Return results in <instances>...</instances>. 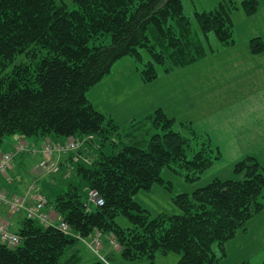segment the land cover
<instances>
[{
  "label": "trees",
  "instance_id": "1",
  "mask_svg": "<svg viewBox=\"0 0 264 264\" xmlns=\"http://www.w3.org/2000/svg\"><path fill=\"white\" fill-rule=\"evenodd\" d=\"M73 1L74 9L55 0H0V153L6 138L15 135L37 141L83 138V158L67 155L42 187L49 205L74 232L83 238L114 234L121 258L130 264H157L159 254L171 253L179 255V264L219 263L227 257V244L264 212V162L245 156L233 166L236 178H216L192 194H176L181 214L153 217L136 195L157 183L171 190L164 169L198 182L222 160L220 148L192 123H183L186 135L176 131L175 119L161 108L131 122L129 135L140 133V140L128 144L115 120L88 99L127 56L141 62L142 52L148 53L141 77L151 83L160 69L169 74L207 55L183 0ZM261 2L242 0L241 6L253 17ZM237 8L233 1L222 2L196 13L207 41L214 33L222 48L237 45L232 19ZM250 50L264 54V37L252 38ZM21 55L28 64L10 69ZM91 190L105 205L87 212ZM121 216L131 226L119 225ZM16 234L19 246L0 242V264L80 263L79 240L56 227L26 216Z\"/></svg>",
  "mask_w": 264,
  "mask_h": 264
},
{
  "label": "rangeland",
  "instance_id": "2",
  "mask_svg": "<svg viewBox=\"0 0 264 264\" xmlns=\"http://www.w3.org/2000/svg\"><path fill=\"white\" fill-rule=\"evenodd\" d=\"M58 4H65L70 9H74V1L73 0H55ZM233 1L237 5V9L232 13V19L234 23L235 29V39L237 45V50L244 51L249 48V40L254 37L264 36V10L260 11L253 17H249L245 14L243 7L241 6L242 0H183L184 11L185 14L191 19L193 23V31L197 36H199L204 43V47L209 49V45L213 48H220L221 44L219 43L216 35L214 33H210L209 41L203 36L199 29V25L196 21L195 15L197 12L201 13L204 11H211L216 8L220 3L225 2L229 3ZM264 1V0H263ZM262 1V3H263ZM262 5V4H261ZM111 40L107 39L106 44H110ZM206 51L208 54L210 51ZM224 51V50H223ZM233 53V50H226L221 53V61L225 62L228 55ZM143 61L138 62L135 58L131 56H127L119 61H117L112 69L110 75H108L105 80L90 92H88V97L93 98V102L97 109L101 110L105 114H109L110 112L115 115L116 123L121 127V132L123 136V140L126 143L134 144L138 140H140V133L136 135H129V131L127 130L131 122L137 118H142L145 115H148L149 110H157L160 108H164L167 112V115L170 118H178L175 124V130L181 132L186 135L188 132L184 128L181 123L183 119L191 118L195 113L189 110L190 105H195L194 108L198 106V99L203 94H207L211 92L203 88L201 84L202 72L201 67L198 65L196 67L183 70L178 74H174L172 76L166 78H157L151 83H144L141 77V71L145 68L147 62L150 61V56L144 50L142 52ZM236 61V59H235ZM171 61L169 60L167 64L169 65ZM27 65L28 59L25 55L18 56L14 61V64L10 67L13 68L15 65ZM9 69V70H10ZM234 68H224L221 70L223 77H225V72H231ZM160 69V74L163 75ZM260 80V79H258ZM230 83H228L229 85ZM260 82L258 83L259 86ZM254 88L255 84L252 83H244V86L250 88V86ZM251 87V88H252ZM239 93H233L229 96H226V100H222L215 109L224 111L227 107L224 105L229 103V100L232 98H236ZM96 95V98L94 96ZM161 95V101L156 103L158 100L155 99ZM147 97V98H146ZM149 97V98H148ZM175 97L179 102H175L173 100ZM150 103L146 106V109H140L138 103L140 99H145ZM248 94L241 93L237 100H233L234 102H238V104H246L248 103ZM221 106H224L223 109ZM141 110V111H140ZM151 111V112H153ZM180 112V113H179ZM107 114V116H108ZM143 114V115H142ZM114 118V117H113ZM135 118V119H134ZM202 132V131H200ZM204 133V132H203ZM135 137V138H132ZM22 138L19 135L7 137L5 140V146L10 144L11 146H16L12 150H7L3 152H14L16 148L21 146H26L33 148L36 145L31 146L26 141L21 142ZM28 139V138H24ZM83 141L82 139H79ZM71 141V140H70ZM67 143V142H65ZM214 143V142H213ZM46 144H54L51 142H43L42 145L37 148L39 151L43 149V146ZM216 145V143H214ZM217 146V145H216ZM232 149L228 148H220L222 155L226 162L216 164L211 170H209L205 175L202 176L201 180L195 183H189L185 180L184 176L177 174L171 169H164L162 172V177L165 181L172 184V189L169 190L167 187L161 184H155L150 190H142L139 192L135 199L145 208L147 209L153 217L158 216L160 214L166 215H175L181 214L180 208L176 205L174 201V195L188 193L192 194L197 188L203 187L209 184L212 180L218 178L222 180H229L236 178L233 173V162L235 160H241L247 155H252L257 152V154H262L260 158L261 161L264 162V149H241L240 155L234 156L231 154ZM229 151V153H228ZM18 156V155H17ZM16 156V158H17ZM15 158V159H16ZM41 159V157H40ZM27 169L23 170L22 178L19 181H13L16 187V192L9 191L6 189H1L5 193L10 194L11 197L18 194V196L24 197L27 194L31 193V189L34 187L40 192H43V188L41 187V182L46 179V181H50L53 177L45 174L41 170L38 169V165L40 163L39 157L34 156L32 159L28 160ZM18 169V167H17ZM12 170V169H11ZM10 170V171H11ZM19 170V169H18ZM13 170L11 171V173ZM6 176V175H4ZM41 182L39 183V181ZM11 182V184H13ZM38 188H41L38 189ZM35 191V190H34ZM45 193V191H44ZM264 195V194H263ZM264 200V199H263ZM7 207L10 214H12L10 208L6 205H1V207ZM16 219L14 223L16 225L9 228L12 233L18 229V225L26 218V213L23 211L16 215ZM118 223L122 227L126 228L131 226L130 220L127 217L121 216L118 218ZM18 224V225H17ZM247 235L238 234L239 238L236 240H231L226 247L227 258L223 260L220 264H241L243 262H249V264H262L264 262V212L253 219L247 225ZM261 232L260 234L258 233ZM74 236L79 240L78 246L80 249L82 248L83 255L85 258H93L96 260H101L100 257L104 259L109 257L113 252L118 257L121 256V246L117 241V238L114 234H103L101 238L102 245L100 246L99 255L95 254L88 246V242L94 241V235L83 238L79 237V234L73 231ZM96 234V233H95ZM262 234V235H261ZM242 235V236H241ZM257 236L256 243H254V237ZM237 237V236H236ZM253 237V238H252ZM252 238V239H251ZM251 239V240H250ZM260 241V245H257ZM83 245V246H82ZM215 244L214 247H216ZM104 247L106 250L104 251ZM244 247L243 251L242 248ZM249 248V250H247ZM256 248V249H255ZM242 251V252H241ZM81 255V251L79 252ZM116 260V259H115ZM88 260L80 262L79 264H87ZM94 263V262H93ZM114 261L109 259L106 264H113ZM136 263V264H141ZM157 264H179V255L176 253H171L169 255L159 254L156 259ZM89 264V263H88ZM147 264V262H146ZM218 264V263H217Z\"/></svg>",
  "mask_w": 264,
  "mask_h": 264
},
{
  "label": "crops",
  "instance_id": "3",
  "mask_svg": "<svg viewBox=\"0 0 264 264\" xmlns=\"http://www.w3.org/2000/svg\"><path fill=\"white\" fill-rule=\"evenodd\" d=\"M261 4H262L261 11H262L264 10V1L263 3L261 2ZM250 40H249V48L247 47V49L244 51L237 50V47L239 45H235L230 48H222V47L218 49L214 48L215 50L214 52H209L203 59L193 64H190L186 67L177 68L169 74L163 73V75H159V78H166L174 74H178L183 70L196 67L198 65L201 67V72H202L201 84L203 88H205L208 91L211 90V92H208L207 94H203L201 95V97H199L197 108H194L195 105L189 106V110L194 112L195 114L191 116V118L183 119L181 123L182 124L192 123L197 133L209 134L213 142L216 143L217 147L232 149L231 150L232 153L230 154L229 151L228 153L229 155H234V156L240 155L241 149H264V54L259 56H254L250 50ZM226 50H233V53H230L226 61L223 62L221 61L222 58L220 56L221 53L225 52ZM230 67L234 69L231 72H225L226 76L223 77L221 70ZM259 82L260 84L258 86ZM228 83L230 84L228 85ZM244 83L247 84L252 83L255 84V86L253 88L251 85L250 88H247L244 86ZM233 93L248 94V99H247L248 103L242 105V104H238V102H234L239 97L238 94L236 98H233V96H231L232 98L229 100V103L224 105L225 107H227L224 111L215 109V107H217L222 100L228 99L226 98L228 94L230 96ZM94 98H96V95L94 96ZM146 98L139 100L138 105L140 109H146V106L150 104L146 100ZM88 99L95 106L93 102V98L91 99L90 97H88ZM156 100L158 101L156 102ZM173 100L176 103L179 102L175 97H173ZM160 101H161V95H159L155 99L156 103ZM224 106H221V108L223 109ZM161 109H163L164 112L167 114L166 110L163 107ZM151 111L153 110H149L147 113L150 114L152 113ZM108 116L112 118L114 117L113 119L116 120L113 112L112 113L110 112ZM174 119L176 122L178 121L177 120L178 118L174 117ZM71 139L73 138L59 139V138L51 137V138H47L44 141L41 140L37 141L34 138H29V139L22 138L21 142L26 141L31 146L36 145L37 148H39L42 145V143L45 141L53 142V143H64ZM14 147L11 146L10 144H7L0 153V156L6 153L3 152L6 151V149L12 150ZM37 148L36 147L32 148L37 151L36 152L37 154L24 152L17 156L12 168L13 172L11 173L12 171L11 170L8 173V175L0 176L1 189L3 190L6 189L8 190V192L17 191L16 190L17 186L14 185L13 181L15 180L19 181L20 178H22V173H23L22 171L27 169V163L29 162L28 161L29 159H32L36 155L39 157L40 160L41 153ZM252 155H255L257 157L262 156V154H257V152ZM66 159L67 157L62 158L61 162L65 161ZM238 161L239 160H235L233 162V165ZM223 162H226L224 156L222 160L219 162V164ZM17 167L19 170L17 169ZM11 182H13V184H11ZM40 182L41 180L39 181V183ZM45 182L46 179H44L41 182L40 184L41 187H43ZM16 217H17L16 215L9 213L7 207L0 206V223H3L7 225L9 228H11L12 226L16 225L14 223ZM17 227L19 229L20 226L18 225ZM17 230L15 231V233L17 232ZM241 233L246 236L248 231ZM258 233L260 234L261 232L258 231ZM238 236L239 235H237V237H235L234 240H236V238H239ZM254 239H255L254 243H256L257 236H255ZM257 242H258L257 245H260V241L258 240ZM77 248L79 252L81 251L80 262L84 261L85 259L88 260L87 262L89 264L98 261L95 259V257L85 258L82 252L83 249L82 248L80 249L79 246ZM249 248L250 247H248L247 250H249ZM243 249L244 247L242 248V251ZM105 250L106 248L104 247V251ZM107 258L108 259L111 258L114 261L113 264H130V263H126L121 258V256L118 257L117 255H115L114 252L111 255H109V257ZM222 261H220L218 264H220ZM141 264H146V262H142Z\"/></svg>",
  "mask_w": 264,
  "mask_h": 264
},
{
  "label": "built area",
  "instance_id": "4",
  "mask_svg": "<svg viewBox=\"0 0 264 264\" xmlns=\"http://www.w3.org/2000/svg\"><path fill=\"white\" fill-rule=\"evenodd\" d=\"M83 147L84 141L79 139H72L67 143L46 144L43 146V149L39 151L41 153V161L38 168L45 174H56L60 169V159L64 156L75 154L74 160H80L83 158V154L81 153L84 149ZM31 151L37 152L36 150L27 147V145H23L16 148L14 152H7L0 156V176L8 175L10 170L13 168L17 155ZM86 161L88 162L89 159ZM1 205L8 206L13 215H17L24 211L28 218L39 221L45 226L56 227L66 235L74 236L73 230L69 224L65 222L52 207L49 206L46 195L34 187L31 189V193L24 197L18 195L11 197L8 193L0 190V206ZM104 205L105 201L98 191H89L88 203L86 205L87 212H91L93 207H102ZM102 236V233L97 232L94 235V241L87 243L91 251L97 255H99L100 246L102 245ZM21 241L22 239L18 234L12 233L7 225L0 223L1 243L16 247L21 244ZM100 259L104 264L107 263L106 258L104 259L103 257H100Z\"/></svg>",
  "mask_w": 264,
  "mask_h": 264
}]
</instances>
